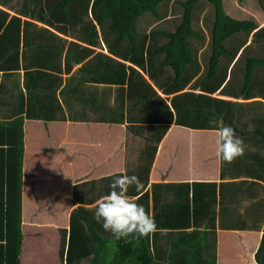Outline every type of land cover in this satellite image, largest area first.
Returning a JSON list of instances; mask_svg holds the SVG:
<instances>
[{"label": "crops", "instance_id": "crops-1", "mask_svg": "<svg viewBox=\"0 0 264 264\" xmlns=\"http://www.w3.org/2000/svg\"><path fill=\"white\" fill-rule=\"evenodd\" d=\"M224 1L222 0L223 7ZM0 11L8 14L1 24L2 26L0 25V31L6 27V22L10 18L15 16L19 19L18 64L9 66V63L8 65L3 64L0 58V115L9 117L25 115L27 101L24 99V104L20 96L26 97L24 81L25 73L29 71L34 73L38 84L35 88V95L38 97L35 99V104H38L37 112L40 114L44 107H48L50 108L48 115L53 111L57 117L55 120L23 119L22 242L19 264H60V262L67 264L66 251L71 211L76 207L89 208L95 205V202L108 191L107 184L113 175L111 173L119 170L122 171L114 174L136 175L138 179L142 177L145 179L141 190L132 193L130 189H135L132 186L129 188L128 195L136 201L146 195L147 213L153 208L152 215L155 220L157 215H159V220L165 216L166 223H161L159 230L167 234L169 231L167 240L173 237L177 230L179 232L189 227L214 231L216 264H257L254 253L264 233V179L255 177L251 173L254 167L264 170V144L259 147L256 140L257 145L246 141L242 156L234 159L231 163L221 164L214 155V140L209 141L212 147L207 149L206 145H203V142L197 138L202 137L206 143L208 133H213L211 135L215 137V129L189 128L172 122L157 146H147L148 142L144 137L155 130L159 124L148 125L143 122H134L138 124L134 125L131 121L132 118L139 121L140 116L128 114L144 104H151L152 108V104H154L158 109V100H153L149 104L139 102L137 92L128 94L122 88L121 92L117 86L119 83L116 82H94V85L91 84V81L81 77L84 71L85 76L89 72L84 67L86 63L81 65L79 60L85 58L90 60L92 54L83 56L79 60L75 59V55L73 58H68L70 43L62 38L64 43H62L60 51L55 44H51L54 53L61 55L59 58L60 68L57 70L51 65H44L40 55L42 52H49L39 48L34 40L31 46L25 47L22 43L26 37L28 38V27L26 31L23 23L28 22V14L14 10L9 0H0ZM43 18L41 15L37 22L41 24ZM263 23L264 21L258 25L261 26ZM15 30V28L12 29V31ZM98 31L100 32V30ZM34 35L35 33L31 35V38L34 39ZM6 36L9 37L8 34ZM139 36L137 41L140 39ZM72 37L74 41L75 37ZM40 43L45 44V42ZM85 43L90 49L96 47L94 44ZM76 44L79 45V43ZM79 46L86 48V46ZM4 48L0 47V57L10 55L11 49H8L5 44ZM98 48L100 49L99 53H102L101 50L104 48V52L109 53V57L125 64L127 59L106 51L107 46L103 45L102 49L101 46ZM28 53L33 55L29 60ZM158 54L161 55V66L170 67L163 65V55ZM44 58L50 60L48 57ZM71 68L72 76L70 78L69 73H65ZM41 72L52 76L49 83L47 79L39 78ZM55 75L59 77L63 75L60 85L54 81ZM144 80L161 98L160 95L163 94V91L160 90L161 87L147 81L146 78ZM190 83L191 81L178 92L188 90L185 87ZM123 84L125 85L126 82ZM53 91H55L57 101L51 97ZM193 91L197 92L198 90ZM211 96L243 103L249 102L248 108L244 107L247 122H245V126L237 129L245 130L251 135L254 128L251 115L259 113L255 110V107L259 105L252 102L257 101L255 99H260L264 103V99L255 97L244 100L220 95L218 91L213 92ZM128 97L134 99L127 103L125 99ZM122 99H124V108L121 105ZM48 103L49 105H45ZM22 106L23 110H21ZM113 107L122 108L124 112V115H113L119 119L116 122L107 120L111 116L109 111ZM168 107L171 114L176 115L173 105ZM162 112L161 114L164 115L165 111ZM62 115L65 116L63 120L59 118ZM120 119L122 120L120 121ZM159 147L169 149L170 162H162L160 157H156ZM191 150L196 154L192 166H195L193 171L197 176H177L181 172L178 167L186 169L187 161L191 158V156L188 159L179 158V154L181 152L190 154ZM145 151H150L147 156L142 153ZM251 153L254 158L247 156ZM154 160L156 166H153ZM90 162L92 168L83 170L82 165L85 167ZM42 165L48 168L44 169ZM102 167L107 169L101 171ZM156 169H163L160 173L163 172L162 178H166L165 180L155 181L150 178V173ZM180 178L196 180H179ZM198 184L201 185L198 186ZM170 185L180 186L183 189L170 191L165 188ZM204 204L209 206L206 209H201ZM25 208L28 213L24 217ZM175 211L179 212L183 221L178 219L179 214ZM160 212L161 214H159ZM213 213L215 215L213 218L204 217L213 215ZM198 215L203 217L199 218ZM226 215L242 217L246 229L228 226ZM170 217L173 219L168 221ZM177 221L181 223V226ZM25 222H28V225H24ZM172 224H177L179 227L173 228ZM26 236H28V250L26 240H23ZM62 246V255H60Z\"/></svg>", "mask_w": 264, "mask_h": 264}, {"label": "trees", "instance_id": "trees-1", "mask_svg": "<svg viewBox=\"0 0 264 264\" xmlns=\"http://www.w3.org/2000/svg\"><path fill=\"white\" fill-rule=\"evenodd\" d=\"M41 1L44 0H28V15L42 14L57 22L65 20L60 23L59 29L75 32V36L87 41L90 45L98 42L96 27L87 15L90 0H57L54 5L46 8V11L38 7ZM45 2L47 1L45 0ZM259 2L264 7L262 4L264 2L261 0ZM18 7V12L25 13L23 4ZM91 12L93 19L100 27V36L109 51L117 57L129 59L143 68L147 63L151 69H148L144 74L160 86L163 92L181 90L191 81L188 90L182 91L181 95L172 97L171 104L176 107L177 113H180L172 115L168 105L144 80L142 75L130 68L129 92H137L139 102L143 103L149 104L154 98H157L158 109L156 105L152 104L153 109H156L158 114L165 111L164 115H155L153 111L149 115H139V121L133 120V118L131 120L129 117L133 123L159 124L153 130L154 132L152 131L144 137L148 142L147 146H157L172 122L196 129L231 126L244 143L246 141L252 145L258 143L259 147L264 144V103L260 99H255L257 101L252 102L259 105L255 107L259 113L251 115L254 128L249 135L247 131L237 129L245 126V122H247L244 107L247 109L249 102L243 103L211 96L213 92L218 91L220 95L244 100L255 97L264 99V56H262V54L264 55V24L258 27L253 19L231 17L224 12L222 0H92ZM7 15L0 11V21H4ZM12 18L15 19V22L17 21V25L12 24L13 19L9 20L6 22L8 26L2 33L8 34L13 28L19 26L18 17ZM23 23L27 31L30 23ZM142 32L145 33L140 36H150L147 49L144 46L145 39L141 44L137 43L139 33ZM6 34L0 35V41L5 38ZM33 40L29 36L26 37L24 39L25 47L31 46ZM36 44L44 51L55 55L50 43L41 44L38 41ZM69 49L71 55L68 58H73L76 53L78 55L81 53L82 56L93 53L90 48H81L74 42H70ZM144 49L147 51L146 56L143 55ZM158 53L163 55L162 63L170 66L171 72L166 68L152 70L154 56L156 57ZM91 61L97 68L94 72L95 66L88 65L89 72L92 71V80L119 84L126 81L128 66L123 62L102 53L92 54ZM49 63L48 59L44 60V65ZM201 66L204 67L203 70H201ZM33 74L29 71L25 73L26 97L20 96L24 104V99L27 101L25 115L0 118V264H19L22 242L23 119L55 120L57 118L53 111L48 115L50 110L48 107H44L40 114L37 112L38 104H35V99L38 97L35 95V88L38 84ZM135 81L137 82L132 88ZM55 96V91H53L51 97L57 101ZM179 96L186 100L184 110L179 109L178 104H183L180 102L182 99ZM45 105H49V103ZM150 107L151 104L146 107V112L150 111ZM21 108L23 110V106ZM33 109L36 110L32 112ZM21 110L20 112H22ZM59 118L63 120L65 116L62 115ZM107 120L116 122L119 119L111 115ZM210 121L215 123L211 124ZM134 125L138 124L134 123ZM189 156L191 158L187 161L186 169L178 167L181 172L177 176H197L193 171L195 166H192L196 156L195 152L193 150L190 154L181 152L178 157L188 159ZM247 156L253 157L254 155L251 153ZM156 157H160L162 162L171 161L169 159L171 153L165 147H159ZM257 162L260 161L257 160ZM82 166L84 167V165ZM153 166H156L155 160ZM42 168L48 167L42 165ZM104 169L107 168L102 167L101 171ZM162 170L156 169L150 173V178L155 181L165 180L166 178H162L163 172L160 173ZM251 174L264 179V170L254 167ZM158 176L159 178H157ZM179 180L196 179L180 178ZM130 192L135 193L136 190L130 189ZM208 206V204H204L201 209H206ZM82 208L76 207L70 213V230L66 251L67 264H80V260L90 253L92 255L89 264H216L214 231L194 229L174 235L169 239L166 260L163 261L155 259L150 254L146 238L129 243L115 240L89 214L83 213L82 210L84 212L86 210ZM27 213L28 210L25 208L24 217ZM214 216L213 213V215L204 217L213 218ZM226 217L228 226L246 229L242 217L232 215H226ZM156 218L159 219V215ZM24 225H28V222H25ZM112 242L115 248L113 250L108 248L112 254L109 256L107 244ZM208 247L210 251L205 252ZM62 250L63 246L60 248V255H62ZM156 256L159 257V255ZM254 259L257 264H264V233L254 253ZM60 264L62 263L60 262Z\"/></svg>", "mask_w": 264, "mask_h": 264}, {"label": "rangeland", "instance_id": "rangeland-1", "mask_svg": "<svg viewBox=\"0 0 264 264\" xmlns=\"http://www.w3.org/2000/svg\"><path fill=\"white\" fill-rule=\"evenodd\" d=\"M46 1L47 2H45V0L44 1H41V3H39V5H38V7L43 8V11H46V8L54 5L57 2V0H46ZM261 1L264 2V0H261ZM9 3L12 4V8L14 10H17L19 8L18 6H21V4H23V9H24L23 11H25V14H28V0H9ZM91 4H92V0L89 1L88 7H87V9H88L87 10V15H88V18L90 20H92V22L94 23V25L96 27L95 29H96V31L98 33L99 32L98 30H100V27H99V25H96L97 23L93 19L92 12H91ZM262 4H264V3H262ZM223 10H224V12L226 14L230 15L231 17L234 16L233 18H238V19L250 18V19L255 20L257 24H259V23H261V22L264 21V7L261 5V3L259 2V0H225L224 1ZM21 13H23V12H21ZM39 15L41 16L42 14H39ZM39 15H37V16H34V14L33 15H30V14L28 15V23H30V25L28 26V36L31 37V35L35 33V35H34L35 36L34 37V41L35 42H38L39 41V42H45V43L48 42L50 44L53 43V44H55L58 47L59 51L61 50L62 43H64V41L62 39H64L66 42L68 41L69 43L70 42L79 43V45H82V47L86 46V43L85 42H87V41H84L83 39H81L79 37H76L75 36L76 35L75 32L72 33L70 31H63L64 29H59L58 28L59 26H61L60 23H63L65 20L63 22L52 21V19H50L48 16H44L43 15L44 18H43V21H41V24H40V23L37 22V20H39V18H40ZM12 19L13 18H10L9 20H12ZM14 20L15 19L12 20V24H14V23L16 24L17 21L15 22ZM3 22L4 21H0V24H2ZM7 26L8 25H6V27ZM6 27H4L0 31V35L3 34V33H5V32L2 33V31ZM18 27L19 26L15 27V29H16L15 31H11V32L8 33V35H9L8 38L5 35V38L2 41H0V47L1 48H4V44H5V46L8 49H11L10 55L0 57L1 58V62L3 64H6V65H8V63H9V66H12L13 64H16V65L18 64V55H17L18 51L16 49L17 46H18L17 41L19 42ZM258 27H260V26L258 25ZM147 31H148V29H147ZM144 33L142 32V33H140V35H142ZM56 35H58L59 37L56 36ZM72 36L75 37V40L74 41H73V37ZM139 37H140V39H139V41H137L138 45L141 44V42H142L143 39H145V42H144L145 45L144 46H145V49H147V45L149 43L148 41L150 39V36H146V37L139 36ZM22 43H24V40H23ZM94 45L96 47L91 48V50L93 51L92 54L99 53L100 52V49L98 47L101 46V49H102V46L103 45L106 46V44L104 43V41L102 40V38L100 36V32H99L98 42L96 44H94ZM86 48H88V46H86ZM105 49H106V51L109 52V49L108 48H105ZM145 49H144V53H143L144 56H146V52H147ZM26 51L28 52V49H26ZM101 51H102L103 54L109 56V53L104 52L105 51L104 48ZM30 54L31 53H28V60L31 59L32 56H33V55H30ZM70 55H71V53H70V49H69V56ZM60 56L61 55H58L57 53H55V55H53V54H47L46 55V53L42 52V55H40V58L42 59V62L44 64V60H45L44 57H48L50 59L49 60L50 63L48 65H51L53 68H57V70H58V68H60V66H61V63H60V60H59ZM75 56H76V58L78 60H79V58L83 57L81 55V53H80V55H78V53H76ZM262 56H264V55L262 54ZM160 60H161V55L160 54H157L156 57L154 56V62L152 64V70H158V69H162V68L164 69L165 68V67H162L161 66ZM79 61H81L80 62L81 65L83 63L84 64L86 63L84 65V67L86 68L87 72H89V70H88V65L89 64H93L95 66V68L93 70L94 72L97 70L96 65L94 63H92L91 59L89 60V59L85 58V59H80ZM125 65L128 66L127 67V70H126V72H128V73H127V76L125 77L126 84L125 85L124 84H118L117 85L118 88H120L121 92H122V89L125 90V91H127L128 94L131 92V91L129 92V90H128V76H129L130 68L135 69L138 73H140L142 75L143 78H146L147 81L149 80L154 85H157V84H155V82L152 79H150L148 76L144 75V73L147 71V69H151V67H148L147 66V63H145V67L146 68L145 67L143 68L141 66H138L137 64H134L129 59H127L126 62H125ZM169 68L170 67H168L166 69L168 70ZM203 68L204 67L201 66V70H203ZM71 70H72V68L65 73V74H68L69 73L70 78L72 76V74H70ZM168 71L171 72V70H168ZM84 73H85V71L81 74V77H83L87 81H91V84H93L94 82H98V81H95V80H92L91 79V73H92V71L89 72V74L87 73L86 76L84 75ZM62 74H64V72H62ZM55 76L56 77L54 78V81L57 82L58 85H60L62 83L61 82L62 80L60 81L59 79H62L63 78V75H61L62 78L59 77L58 75H55ZM51 77L52 76H50L48 74H45L44 72H41L40 73V76H39L40 79H43V80L47 79V82H48V80H50ZM136 82L137 81H135L133 83V87L132 88H134ZM169 85L171 86V83L170 82H169ZM158 87L160 88V86H158ZM185 88H189V86H187ZM160 90H162V89L160 88ZM174 92H175V90H172L169 93L163 92L164 95L163 94L160 95L161 98L163 97L162 100L164 101V103L166 105H168V106L171 105L172 106V104H171L172 97L174 95H181V92H178V90H176L175 93ZM179 98L182 99V100H180V102H183V104L182 103L178 104L179 109H183L184 104L186 103V100H185L184 97H180L179 96ZM133 99L134 98H132V97H128V99H125V100L128 103V102L132 101ZM153 100H157V98H154ZM121 102H122L121 105L124 108V105H125L124 104V99H122ZM157 105H159V101H158ZM147 106H148L147 104H144L141 107H137V108L134 109L133 112H131V114L129 113L128 115H149V113L151 111H153L155 113V115H162L161 113L158 114L157 111H156V109H153L152 107H150V111L149 112H146V107ZM173 107L175 109L174 111L176 112V115H179L180 113L179 114L177 113L176 107L175 106H173ZM109 114H111V115H124V112H123V109L122 108L113 107L109 111ZM0 118H8V116L7 115H0ZM85 131L86 132H89L87 130H85ZM211 134H213V133H208L207 134V136H206L207 137L206 143L204 142V140H203L202 137H197V138H199L203 142V145L204 144L206 145L205 147L207 149L212 147V145H211V143L209 141L211 140V142H212L215 139V137H212ZM31 145H32V143H31ZM149 152L150 151H145V152H142V153H144L145 156H147ZM88 168H92V163L91 162L90 163H87L86 166L83 167V170L84 169L87 170ZM139 181L143 185V183L145 182V179L142 177L141 179H139ZM200 185L201 184H198V186H200ZM165 188L169 189L170 191H176L177 189H183V187H180V186H172V185L166 186ZM136 202L139 203V204H142L144 206L145 210L147 211V199H146V195L142 196V198H140ZM94 206L95 205H93L92 207H89V208H83L86 211L84 212L82 210V212L89 214L90 217L93 218ZM177 209H179V208H177ZM175 212H177V211H175ZM152 213H153V208H152V210L150 209L149 214L152 215ZM177 213L179 214V212H177ZM159 214H161V212ZM162 215H164V214L162 213ZM172 219L173 218L170 217L168 219V221H170ZM178 219H180V220L183 221V219H181L180 214H179V218ZM160 220L159 219H156L155 220L156 221V231L154 233H152L151 235L146 236L145 238H146V241H147V243L149 245L150 254L155 259H160V260L165 261L166 260L165 255H166V252H167L168 247H169V239L168 240L166 239L169 236L168 235L169 234V231H168V234H167L166 232H162L161 230H159L161 228L160 227V224L163 223V222L166 223L165 216L162 219H160ZM208 222L210 223L209 220H208ZM180 224L181 223L178 222V225L179 226H181ZM171 226L173 228H176L177 227V224H172ZM215 228H217V227H215ZM191 229H194V228L189 227L188 229H184L183 231H179V232L177 230L175 232L176 233L175 235L180 234V233L184 232L185 230L186 231H190ZM204 231H207V230H204ZM46 235H47V232H46ZM23 240H26L25 243L27 245L26 248L28 250V236L24 237ZM45 242H46V240H45ZM66 244H67V241H66ZM108 248L109 249H112V250L115 248V246L113 245V242L107 244V249ZM109 249H108V255L111 256L112 254L109 251ZM209 250H210V248L208 247L205 252H209ZM42 251H43V248H42ZM91 255H92V253H90L88 256L83 257L80 260V264H89L88 261H89ZM156 255H159V257L156 256Z\"/></svg>", "mask_w": 264, "mask_h": 264}, {"label": "clouds", "instance_id": "clouds-1", "mask_svg": "<svg viewBox=\"0 0 264 264\" xmlns=\"http://www.w3.org/2000/svg\"><path fill=\"white\" fill-rule=\"evenodd\" d=\"M214 124V121H210ZM215 158L221 163H231L245 151L243 140L231 126L215 128ZM134 186L139 191L142 184L136 175L113 174L107 184L108 191L95 202L94 221L113 239L129 243L149 236L156 231L153 215L128 195Z\"/></svg>", "mask_w": 264, "mask_h": 264}]
</instances>
